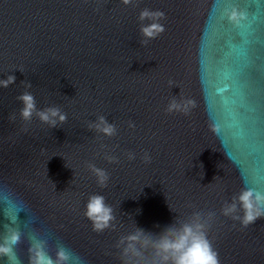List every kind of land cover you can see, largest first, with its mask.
<instances>
[{
  "label": "water",
  "instance_id": "1",
  "mask_svg": "<svg viewBox=\"0 0 264 264\" xmlns=\"http://www.w3.org/2000/svg\"><path fill=\"white\" fill-rule=\"evenodd\" d=\"M145 8L165 14L146 45ZM8 75L0 239L6 226L21 232L17 264H29L32 236L53 257L59 243L80 264H122L116 244L135 225L159 233L197 211L215 213L207 232L220 264H264V217L245 228L221 212L242 189L264 192V0H0V79ZM26 90L67 120H22ZM173 97L194 106L169 113ZM99 115L114 136L89 130ZM90 164L108 173L106 187ZM93 194L112 206L114 230L93 231L84 215Z\"/></svg>",
  "mask_w": 264,
  "mask_h": 264
},
{
  "label": "clouds",
  "instance_id": "2",
  "mask_svg": "<svg viewBox=\"0 0 264 264\" xmlns=\"http://www.w3.org/2000/svg\"><path fill=\"white\" fill-rule=\"evenodd\" d=\"M124 5H134L135 0H121ZM165 18L162 11L143 9L138 17L140 22L141 44L146 45L150 40L157 38L165 31L161 20ZM228 19L239 25L244 19L243 13L236 10L228 14ZM147 21V23H145ZM16 77L8 75L6 79H0V88H8L15 83ZM26 89L32 87L31 83L23 81ZM22 107L19 115L24 121H31L33 114L39 120L48 124L51 128L63 124L67 115L58 106H50L38 109L36 99L30 91H24L17 97ZM194 106L192 100H178L173 97L166 111L188 113ZM9 120H15V114H9ZM130 127H134L130 124ZM89 130H95L105 136L116 134V126L110 123L106 116L99 115L88 124ZM106 159L114 160L107 156ZM129 159H135L133 153H129ZM145 162H150L151 157L145 153ZM97 182L101 187L107 186L108 173L95 165H89ZM170 208V207H169ZM224 216L239 221L242 227H248L258 218L264 217V192L251 188L242 189L233 195L231 202L225 201L221 209ZM239 213H242L239 214ZM85 217L91 222L93 231L103 232L107 229H115L116 217L111 205L106 203L105 197L93 194L88 198ZM215 213L193 212L187 219L175 218L174 223L165 226L159 233L147 232L135 225L132 232L123 235L118 240L116 247L121 250L122 264H220L219 254L214 249L208 238L207 229ZM28 249L29 264H80L75 257L62 244L56 245L55 257L49 252L47 240L32 236ZM21 243V232L10 226H6V234L0 239V257L7 258V264H17L18 257L16 247Z\"/></svg>",
  "mask_w": 264,
  "mask_h": 264
}]
</instances>
